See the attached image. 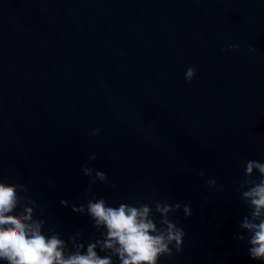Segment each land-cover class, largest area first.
<instances>
[{
  "label": "water",
  "instance_id": "water-1",
  "mask_svg": "<svg viewBox=\"0 0 264 264\" xmlns=\"http://www.w3.org/2000/svg\"><path fill=\"white\" fill-rule=\"evenodd\" d=\"M257 159L264 0H0V184L28 189L17 215L36 200L66 253L79 231L82 251L96 243L120 264L101 246L106 230L72 211L87 202L88 165L108 178L93 194L147 204L160 227L157 202L191 204V217H172L182 251L159 264H258L240 227L251 212L243 192L262 178L244 168Z\"/></svg>",
  "mask_w": 264,
  "mask_h": 264
},
{
  "label": "clouds",
  "instance_id": "clouds-1",
  "mask_svg": "<svg viewBox=\"0 0 264 264\" xmlns=\"http://www.w3.org/2000/svg\"><path fill=\"white\" fill-rule=\"evenodd\" d=\"M229 50H239L238 43L230 44ZM250 51L255 52L254 47ZM185 80L191 83L197 76V68L190 66L185 71ZM96 128L91 135L98 136ZM90 160H95L92 154ZM82 171L89 178L90 185L85 193L86 204L72 205V211L87 215L97 227L106 230V239L101 242L103 249L111 250L120 258V264H159L160 258L172 255L173 248L177 253L182 251L185 231L173 220V215L183 211L184 217L192 215L191 204L180 203L156 204V212L162 219V227L158 226L152 215V208L147 204L140 206L119 203L109 204L103 197L93 194L92 185L97 182L107 183V174L91 166H82ZM245 175L252 177L258 173L261 179L252 181L248 190L243 192V199L251 208L250 215L245 216L240 227L247 233V253L249 257L264 264V160H248L244 168ZM201 178L205 173H199ZM208 188H217V180L208 178ZM27 188L0 184V264H113L111 256L101 257L97 244L90 243L86 251L83 244L76 243L77 231L70 239L76 251L66 253L67 241L59 232L48 234L44 230L46 219L37 217L35 209H40L43 216L45 210L36 200L28 198V205L23 213L18 214ZM64 207L69 201L61 200ZM239 240H245L240 234Z\"/></svg>",
  "mask_w": 264,
  "mask_h": 264
}]
</instances>
